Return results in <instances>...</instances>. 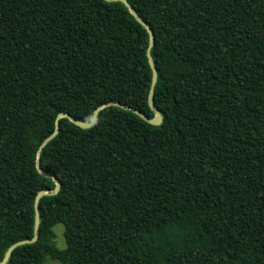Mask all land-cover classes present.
Segmentation results:
<instances>
[{
    "label": "trees",
    "instance_id": "1",
    "mask_svg": "<svg viewBox=\"0 0 264 264\" xmlns=\"http://www.w3.org/2000/svg\"><path fill=\"white\" fill-rule=\"evenodd\" d=\"M126 1L0 0V261L264 264V0Z\"/></svg>",
    "mask_w": 264,
    "mask_h": 264
},
{
    "label": "water",
    "instance_id": "2",
    "mask_svg": "<svg viewBox=\"0 0 264 264\" xmlns=\"http://www.w3.org/2000/svg\"><path fill=\"white\" fill-rule=\"evenodd\" d=\"M115 1H122L129 9V11L131 12L132 15H134L143 25L146 26V28L148 29V32H149V48L152 46V43H153V34H152V31L151 29L140 19L137 17L136 15V12L132 9V7L129 5V3L126 1V0H115ZM148 55V59H149V63L151 65V68H152V81H151V89H150V92H149V97H148V100H149V105L151 108H153L154 110V117L152 118H147L145 116H143L140 112L136 111L135 109H132L131 107H128V106H125V105H122V104H119V103H116V102H108V103H104L102 105H100L99 107H97L94 111V114L91 118V120L89 122H85V121H80V120H76L74 119L73 117H71L70 115L66 114V113H60L58 116H57V120H56V128H55V131L54 133L48 137L42 144H44L48 139H50L51 137H53L57 132H58V119L61 118V117H67L69 118L75 125H77L78 127L80 128H90L92 127L95 123H96V120H97V116H96V113L108 106V105H117V106H120L122 108H126V109H130V110H133L134 112H136L138 115H140L141 117H143L147 122H149L150 124L152 125H160L163 118H162V115L161 113L153 107V104H152V101H151V96H152V91H153V87L156 83V79H157V70L156 68L154 67L153 65V61L151 59V56H150V53L148 51L147 53ZM37 169L38 171L41 173V174H45L42 169L40 168V165L39 163L37 162ZM47 176H49L48 174H45ZM53 180L56 182V189L54 190V193H56L59 189V181L55 178H53ZM45 194H48L47 191H44V190H41L37 193L36 197H35V201H34V208H35V220H34V236H33V239H31L30 241H34L36 238H37V230H38V226H39V212H38V202H39V199L45 195ZM27 242V241H26ZM20 243L22 242H17V243H14L12 244L6 251L5 253V256L4 258L0 261V264H5L12 252V250L17 246L19 245Z\"/></svg>",
    "mask_w": 264,
    "mask_h": 264
},
{
    "label": "rangeland",
    "instance_id": "3",
    "mask_svg": "<svg viewBox=\"0 0 264 264\" xmlns=\"http://www.w3.org/2000/svg\"><path fill=\"white\" fill-rule=\"evenodd\" d=\"M54 233H55V238L54 241L56 245L59 248H64L65 247V238H64V226L63 224H56L53 227ZM46 264H60L57 261H54L50 258L46 259Z\"/></svg>",
    "mask_w": 264,
    "mask_h": 264
}]
</instances>
